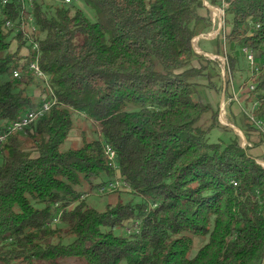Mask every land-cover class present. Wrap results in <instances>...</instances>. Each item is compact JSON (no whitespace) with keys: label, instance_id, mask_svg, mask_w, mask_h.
<instances>
[{"label":"trees","instance_id":"16d2710c","mask_svg":"<svg viewBox=\"0 0 264 264\" xmlns=\"http://www.w3.org/2000/svg\"><path fill=\"white\" fill-rule=\"evenodd\" d=\"M77 1L33 0L47 83L29 69L32 47L21 56L27 40L18 35L14 52L3 30L22 22L21 2L0 9V134L56 101L0 147V264H264V160L239 136L210 143L219 111L196 100L200 80L218 88L219 60L193 44L198 24L212 26L211 11L203 0H81L92 20ZM226 2L230 32L214 40L225 34L215 53L226 58L221 89L227 95L243 71L244 49L253 52L245 95L264 121V0ZM77 115L93 126L79 125L82 144L65 150ZM250 115L234 125L264 144ZM113 182L117 191L100 193ZM89 195L110 201L99 210Z\"/></svg>","mask_w":264,"mask_h":264},{"label":"rangeland","instance_id":"374dc122","mask_svg":"<svg viewBox=\"0 0 264 264\" xmlns=\"http://www.w3.org/2000/svg\"><path fill=\"white\" fill-rule=\"evenodd\" d=\"M49 1V0H46ZM76 6L82 9L87 16H89L92 20H95V13L92 9H90L83 1L79 0L76 3ZM221 5V4H220ZM225 33L230 32L231 28V21L228 17L225 18ZM206 24L200 23L197 25V31L199 35H205L207 33L212 32V26L207 27ZM207 27V28H204ZM224 35L221 36L222 40L224 41ZM199 37V36H198ZM220 38V40H221ZM219 40V42H220ZM219 42L210 40V41H203L200 40L198 43V47L202 52H204L206 57L212 60L211 55L215 56L216 50L219 49ZM200 54V53H198ZM204 55V54H201ZM221 58V57H220ZM221 65H212L213 69V80L212 83L217 84V89H210L206 87L210 82L208 79L200 80L204 87L199 88V96H196L197 101L208 102L213 105V107L219 111V122L221 123V127L212 128L208 134V140L210 143H221V144H229L235 136H239L241 138L242 145L246 144L245 141V134L240 131L236 130V126L234 125V117L238 116L241 113H246L250 115L254 109L253 106L255 104L249 103L247 101V85L250 86L249 78L255 74L254 70H252V66L248 61H244L243 64V71L240 72V75L230 85L227 95L224 97V91L221 87H224L225 81L229 78L228 74L225 72V66L222 59L217 58ZM5 80V79H4ZM47 83V82H46ZM246 87L243 89L242 87ZM36 97L43 99L41 96V91L35 92ZM225 98V99H224ZM44 100V99H43ZM253 107V109H252ZM208 115L205 116V119L201 122V126L204 128L209 127V124H203L207 121ZM75 121L77 126L75 127L74 131H72L70 137L67 139L65 144L63 145V149L69 150L76 146H80L82 144V137L79 134L80 126H86L87 128H92V123L90 121H86L84 117L81 115H77L75 117ZM237 123V122H236ZM240 125V123H237ZM80 125V126H79ZM90 130V129H89ZM91 133V131H89ZM253 150L251 149V153ZM264 160V159H263ZM262 163V161H259ZM111 194V193H110ZM129 195V196H128ZM108 195H89L86 196V200L89 204L94 205L99 210H104L106 205L109 203L110 199L107 197ZM125 202L129 201L133 198L131 194H125L122 197ZM136 202H140V199H135ZM196 246H199V240H196ZM71 264H78L75 262L74 259L69 260ZM67 263V264H70Z\"/></svg>","mask_w":264,"mask_h":264},{"label":"built area","instance_id":"2783aa9c","mask_svg":"<svg viewBox=\"0 0 264 264\" xmlns=\"http://www.w3.org/2000/svg\"><path fill=\"white\" fill-rule=\"evenodd\" d=\"M22 4V13H21V19L22 22L19 24L14 21H7L3 25V30L5 31H11L13 32L12 37L13 40L12 42V50L14 52L18 51V43L15 41L16 37L18 35H22L28 42V45L22 48L21 51V56L24 58H28L30 56V49L28 46L32 47V50L35 52V61L29 63V69L34 72V74L40 78L46 80L45 74L42 72L38 61L40 58V50H37L36 46V36H37V31L34 27L33 23V15H32V9H33V0H19ZM51 1V0H49ZM57 2H64L66 4H69L72 2V0H55ZM9 3V0H0V9L2 7H6ZM204 6L209 9L212 13V32L207 33L205 35H199V37H196L193 41L195 50L197 53L200 54H205L200 50L198 47V43L200 40L203 41H210V40H216L217 37L221 34L222 30H225V10L228 7V3L226 0H220V4L217 6L212 5L209 1L203 0ZM244 53L246 54L247 60L252 66L253 69H256V64H255V58L253 52L249 51L248 49H244ZM212 57V60H215V57ZM224 66L226 67V58L224 56H221ZM225 69V68H224ZM21 76L20 70L14 71V77L19 78ZM47 82V80H46ZM251 90H254V87L251 86ZM55 100H50V101H44L42 104V107L37 110V111H32L25 115L23 118L19 119L18 121L12 122L7 130L2 132L0 134V147L3 146L9 135L14 132H24L28 127H30L33 123L37 122L39 119L44 117L46 113H48L52 106L55 104ZM257 104H255L254 107H256ZM252 121L254 122L255 126L258 128V130L264 135V121L261 120H256L252 115H250ZM251 146L248 142L246 144H243V147ZM110 158L114 157V153H110ZM259 164L264 166V163L258 162ZM121 187V183L118 182H113L109 183L105 187H103L100 191L101 194L105 193H110L117 191Z\"/></svg>","mask_w":264,"mask_h":264},{"label":"crops","instance_id":"0c3cea01","mask_svg":"<svg viewBox=\"0 0 264 264\" xmlns=\"http://www.w3.org/2000/svg\"><path fill=\"white\" fill-rule=\"evenodd\" d=\"M261 144V145H258ZM249 144L253 146L252 154L256 157L264 159V144L261 143L260 135L257 133H251L249 137Z\"/></svg>","mask_w":264,"mask_h":264},{"label":"bare ground","instance_id":"6f19581e","mask_svg":"<svg viewBox=\"0 0 264 264\" xmlns=\"http://www.w3.org/2000/svg\"><path fill=\"white\" fill-rule=\"evenodd\" d=\"M36 46H37V50H39V44H38L37 36H36Z\"/></svg>","mask_w":264,"mask_h":264},{"label":"water","instance_id":"95a60500","mask_svg":"<svg viewBox=\"0 0 264 264\" xmlns=\"http://www.w3.org/2000/svg\"><path fill=\"white\" fill-rule=\"evenodd\" d=\"M214 57H215V59L220 58L219 56H214ZM224 97H225V92H224ZM236 130H238V129L236 128ZM245 139H246V137H245ZM245 142H247V141H245Z\"/></svg>","mask_w":264,"mask_h":264}]
</instances>
